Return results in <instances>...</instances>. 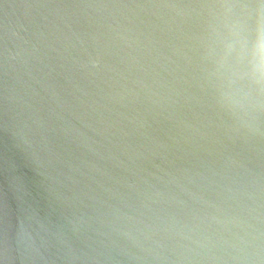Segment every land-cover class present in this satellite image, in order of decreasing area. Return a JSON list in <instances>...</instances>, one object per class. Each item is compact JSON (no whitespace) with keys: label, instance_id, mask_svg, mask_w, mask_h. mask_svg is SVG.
Listing matches in <instances>:
<instances>
[{"label":"water","instance_id":"water-1","mask_svg":"<svg viewBox=\"0 0 264 264\" xmlns=\"http://www.w3.org/2000/svg\"><path fill=\"white\" fill-rule=\"evenodd\" d=\"M203 2L0 0V264H264V136L204 85Z\"/></svg>","mask_w":264,"mask_h":264},{"label":"clouds","instance_id":"clouds-1","mask_svg":"<svg viewBox=\"0 0 264 264\" xmlns=\"http://www.w3.org/2000/svg\"><path fill=\"white\" fill-rule=\"evenodd\" d=\"M204 85L233 130L264 136V0H204ZM179 15H188L178 9Z\"/></svg>","mask_w":264,"mask_h":264}]
</instances>
